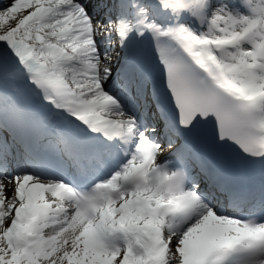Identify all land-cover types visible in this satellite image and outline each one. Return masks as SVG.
<instances>
[{"label":"snow or ice","instance_id":"1","mask_svg":"<svg viewBox=\"0 0 264 264\" xmlns=\"http://www.w3.org/2000/svg\"><path fill=\"white\" fill-rule=\"evenodd\" d=\"M0 264H264V0H0Z\"/></svg>","mask_w":264,"mask_h":264}]
</instances>
